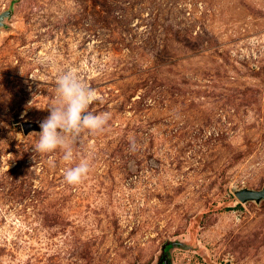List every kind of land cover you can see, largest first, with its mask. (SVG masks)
Here are the masks:
<instances>
[{"label":"rangeland","instance_id":"obj_1","mask_svg":"<svg viewBox=\"0 0 264 264\" xmlns=\"http://www.w3.org/2000/svg\"><path fill=\"white\" fill-rule=\"evenodd\" d=\"M0 17V264H264V199L235 196L264 188V0H0ZM68 69L111 113L73 165L22 129Z\"/></svg>","mask_w":264,"mask_h":264},{"label":"clouds","instance_id":"obj_2","mask_svg":"<svg viewBox=\"0 0 264 264\" xmlns=\"http://www.w3.org/2000/svg\"><path fill=\"white\" fill-rule=\"evenodd\" d=\"M99 100L100 94L86 85L74 70L68 69L59 74L56 96L48 107L50 115L40 124L41 131L37 133L34 152L43 156L59 150L62 153L61 160L66 165H73L75 146L80 143L82 134L104 132L111 119L110 112L95 114L89 111L90 106ZM90 171L91 161L81 158L74 166L64 169V180L69 185L78 186Z\"/></svg>","mask_w":264,"mask_h":264},{"label":"water","instance_id":"obj_3","mask_svg":"<svg viewBox=\"0 0 264 264\" xmlns=\"http://www.w3.org/2000/svg\"><path fill=\"white\" fill-rule=\"evenodd\" d=\"M0 17V21H1ZM22 129L24 133H28L29 131L32 130H41L40 125L36 122H26L22 124ZM235 196L240 202H245L248 200H254V201H259L260 199H264V188L261 190H249V189H241L237 192H235ZM166 264V262H163ZM230 264V263H226Z\"/></svg>","mask_w":264,"mask_h":264}]
</instances>
